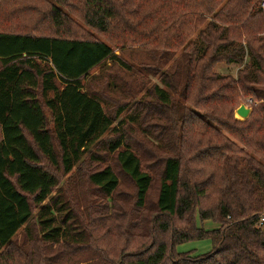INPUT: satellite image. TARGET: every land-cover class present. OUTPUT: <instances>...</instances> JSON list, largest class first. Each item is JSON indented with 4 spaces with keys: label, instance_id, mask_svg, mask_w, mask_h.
<instances>
[{
    "label": "trees",
    "instance_id": "trees-1",
    "mask_svg": "<svg viewBox=\"0 0 264 264\" xmlns=\"http://www.w3.org/2000/svg\"><path fill=\"white\" fill-rule=\"evenodd\" d=\"M260 1L0 0V249L4 248L0 258H8L5 264H61V260L65 264L96 244L82 210L65 193L53 195L60 178L50 167L72 172L114 129L118 137L108 149L116 151L121 169L136 185L131 207L118 215L120 178L111 165L90 170L86 180L114 205L117 216L130 217L125 232L137 234L140 244L122 247L115 260L103 247H93L90 260L81 261L163 264L170 259L176 264L186 254L213 259L210 264H264V11ZM44 4L49 5L47 15ZM72 4H78L75 9L84 22L110 43L66 35L70 18L60 5ZM113 44H163L166 53L180 52L174 70H165L162 81L177 91L175 83L183 80L181 97L189 105L155 84L156 104L148 101L146 115L154 108L163 109L173 130L179 126V134L195 115L189 123L197 136L221 138L201 151L202 174L209 171L202 180L190 175L180 150L164 157L155 213L150 217L141 213L148 210L153 177L123 135L124 119L114 125L117 117L108 114L102 97L84 85L104 61L122 62ZM218 62L244 66L233 77L218 73L214 69ZM242 98L252 112L238 120L232 113ZM218 106L228 109L222 111L225 118ZM138 116L133 111L128 118ZM212 195H217V201L206 203ZM198 217L218 226H198ZM23 227L30 246L17 249L22 255L14 261V254L5 251ZM206 237L213 240L207 253L177 250L182 242Z\"/></svg>",
    "mask_w": 264,
    "mask_h": 264
},
{
    "label": "rangeland",
    "instance_id": "rangeland-1",
    "mask_svg": "<svg viewBox=\"0 0 264 264\" xmlns=\"http://www.w3.org/2000/svg\"><path fill=\"white\" fill-rule=\"evenodd\" d=\"M50 1L52 3L55 2V0ZM48 4H44L43 7L46 15L49 10ZM76 5L78 4H72L71 6L60 5L63 12L67 13L70 18L66 35L73 37H95L110 43L107 37L100 33V31L84 22L83 18L75 9ZM162 45L145 46L141 44H127L124 47L114 45L115 52L119 55L122 62L115 59H108L101 65L95 67L91 71L90 77L84 80L85 89L100 95L104 100L103 105L106 112L113 117H117L114 125L119 126V121L124 119V124L122 125L123 135L131 148L139 155L143 169L148 171L153 177L148 196V210L141 213V215L145 214L147 217L155 213L154 205L158 197L164 157L175 154L176 150H180L179 155H182L184 164L186 163L187 167L191 169L189 170L190 175L194 179L202 180L209 175V171L206 170L202 174L201 151L210 141L216 142L221 140V138L210 139V137L204 138L200 135L197 136L192 130V122L189 123L195 115L188 118V123L184 126L183 133H181L183 137L178 133L179 126L177 130H173L172 124H169V118L166 116L168 112H164L163 109L158 107L154 108L150 111L149 115H146L148 101L152 100L151 102L156 104L154 95L152 94L154 85L158 84L162 88L168 89L162 81V73L165 70L171 73L175 68L172 66L174 65V61L180 57V52L174 55V52H167V54L162 48ZM243 66L244 63L218 62L214 69L220 74L237 77L238 70ZM175 77L177 78L176 75ZM180 78L184 79L185 76L177 79ZM182 81L179 80L175 83L178 85L177 91L170 88L168 90L177 102L180 101L187 107L189 104L181 97ZM197 94L195 90L192 93L194 98ZM125 104V109L119 111ZM241 104H245L252 109L249 102H246L243 98L240 99L234 106L232 113L233 117L238 120L248 118L252 112L251 110L249 116L246 118L239 115L237 108ZM208 108L212 109L213 106L210 105ZM217 110L220 111L221 117L225 118V112L227 113L228 109L224 106H218ZM133 111H137L139 114L135 120L128 118ZM173 131L174 133H172ZM117 137V131L115 129L110 130L102 140L86 153L85 161L81 162L70 173H63L61 169L50 167L60 178V186L54 191L53 195H57L58 193L63 195L65 193V196L70 198L80 211L82 210L84 218L90 220V227L94 231V236L97 238L96 244L88 247L91 250H80L72 258V261L65 264H72L81 260H90L89 256L90 253H93V247H103L107 250L109 256L115 260L118 258L122 247L128 244L131 246L140 244L141 238L137 234L130 235L125 232L126 221L130 217L126 214L122 217L117 216L114 205L109 201L103 200L99 190L88 184L86 180V175L90 170L101 169L106 165H111L120 178L118 192L121 195V200L117 203V206H119L118 215L120 213L122 215V209L126 213V210L131 207L136 195V185L121 169L116 159V151L111 152L108 149L109 142L115 140ZM181 139L182 142H180ZM236 142L240 146L242 145L241 142ZM204 201L206 203H214L217 201V195H212ZM34 212L36 213L37 209ZM135 216L136 214L133 217ZM197 224L205 228L218 226L212 220L202 221L199 217L197 218ZM25 231L24 227L20 229L18 234L13 238V244L5 251L6 253L14 254V261L19 260L17 255H22V252H18L17 249L27 250L30 246L29 241L26 239ZM176 247L179 251L198 255L209 252L213 247V240L209 237L189 240L178 244ZM3 250L4 248L0 249V253ZM48 251L47 249L46 255ZM6 261H8V258H0V264H5ZM83 261L79 262V264L88 262ZM210 261H213V259L204 261L202 257L195 259L183 254L182 259L177 260L176 264H210ZM75 264H78V262ZM87 264L101 263L95 260ZM163 264L172 263L170 259H167Z\"/></svg>",
    "mask_w": 264,
    "mask_h": 264
},
{
    "label": "water",
    "instance_id": "water-1",
    "mask_svg": "<svg viewBox=\"0 0 264 264\" xmlns=\"http://www.w3.org/2000/svg\"><path fill=\"white\" fill-rule=\"evenodd\" d=\"M251 108L247 107L245 104H241L238 108H237V113L239 115H241L242 117L246 118L249 116L250 112H251Z\"/></svg>",
    "mask_w": 264,
    "mask_h": 264
},
{
    "label": "built area",
    "instance_id": "built-area-1",
    "mask_svg": "<svg viewBox=\"0 0 264 264\" xmlns=\"http://www.w3.org/2000/svg\"><path fill=\"white\" fill-rule=\"evenodd\" d=\"M260 7L262 8V10L264 11V0L260 1ZM262 220H264V217L262 218Z\"/></svg>",
    "mask_w": 264,
    "mask_h": 264
}]
</instances>
